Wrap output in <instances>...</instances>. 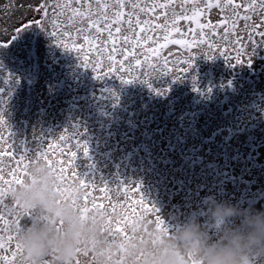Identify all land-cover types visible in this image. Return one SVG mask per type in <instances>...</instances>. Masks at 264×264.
Listing matches in <instances>:
<instances>
[{
	"label": "rangeland",
	"instance_id": "1",
	"mask_svg": "<svg viewBox=\"0 0 264 264\" xmlns=\"http://www.w3.org/2000/svg\"><path fill=\"white\" fill-rule=\"evenodd\" d=\"M43 2L44 0H39V3ZM51 2L57 0H50L49 4ZM126 2H129L126 12L132 11L130 4L133 2L146 8L144 13H139L137 9L142 23L149 20L150 24H164V14L167 13L168 28L146 31L141 37V43L143 44L148 36H151L152 40L143 44V47H134L123 41V35L134 39L130 31L124 30L127 28L125 23L119 36L116 35L115 29H112L117 44L115 52H110L113 47L111 42L104 47V41L108 40L107 31L102 36H94L97 41L95 47L81 38L76 44L83 47L73 49L74 42L69 36H53L52 32L33 24L34 20H47L43 13L37 16L35 10L31 13L27 11L29 5L35 9L37 0H0V45L7 44L6 47H0V116L4 120L3 124H0V152L13 153L11 156H0V168L3 169L0 175L5 179L11 180L10 173L17 167L21 174L23 173V164L17 165L21 155L35 159L40 152H46L49 159L62 162L59 166L65 168L66 176L72 171V167H76L74 163L82 154L94 160L97 157L98 150L95 151V148L99 139L110 136L109 118L112 116L113 106L120 109L127 103L128 109L125 111L129 118L123 120L128 122V128L114 131V138L126 143L130 133L137 128L136 124H131L130 119H135L137 115L143 116L145 103L154 105V102L164 99L161 95L162 89L178 88L180 83L178 91H182L186 90L184 85L189 89L194 81L200 84L205 77L211 79L219 55L225 59L223 66L230 67L231 58L223 54L224 51L219 47L221 42L238 46V39L241 41L248 35L243 26L245 22L239 21L236 29L239 35L233 33L228 40L222 39L224 33L220 21L225 18V13L216 8H205L204 5L209 0H173L168 8L157 9L155 14L148 12L147 7L159 3L167 4L168 0ZM210 2L215 4L216 0ZM235 2L241 3L242 0ZM197 5L202 9V15L195 19L178 20L176 27L180 31H174L171 26L175 20L173 11L176 16H192ZM240 12L244 15L243 9H240ZM24 24L32 26L17 33V28L23 29ZM198 25L210 26L202 29ZM57 27L58 25L55 29ZM136 30L139 31L138 28ZM165 35L169 40H182L185 43H167L164 40ZM13 36L15 39H12ZM22 40L29 43L28 47L21 45ZM166 43V47L158 49V56L147 52L148 48H158ZM64 44L68 45L67 49L63 47ZM47 47L53 48L48 50ZM47 52V57L58 53L55 65L49 64L50 67H64L62 74L56 75L53 80L50 77V67L41 58V54ZM110 55L114 59H109ZM137 60L140 64L136 63ZM128 67L131 68L132 74H120ZM122 78L131 81L124 82ZM199 78L201 80H197ZM225 85L228 89H234L233 82H226ZM132 89L138 91L134 96ZM131 97L133 103L127 101ZM81 107L89 108L90 112L82 116L80 111L76 110ZM113 116L121 118L117 111H114ZM61 136L64 137L63 140L60 139ZM225 138L226 135L223 136V139ZM77 141L80 146H77ZM83 145L87 146V154L83 153ZM114 149H117V146ZM73 152L77 153L75 158L71 155ZM29 159H25L24 164H28ZM87 166L85 159L83 169ZM24 177L21 175L22 179ZM11 208L12 200L5 197L4 203L0 204V213L9 217ZM2 228L3 225H0V229ZM0 235L6 237L7 234L0 231ZM9 247L14 250V241L11 245H5V248ZM4 253V250H0V255ZM7 255L10 256L11 252Z\"/></svg>",
	"mask_w": 264,
	"mask_h": 264
},
{
	"label": "bare ground",
	"instance_id": "2",
	"mask_svg": "<svg viewBox=\"0 0 264 264\" xmlns=\"http://www.w3.org/2000/svg\"><path fill=\"white\" fill-rule=\"evenodd\" d=\"M49 16L52 19L46 20L48 32L65 37L63 33L69 31L72 42L81 40L82 36L65 21H56L54 25L51 11ZM253 22L259 31H264L259 17ZM253 40L258 46L251 56L253 45L248 35L238 46L222 41L219 47L231 58L232 65L224 67L225 59L219 55L211 79L205 77L200 84L191 82V88L184 85L186 90L182 91H178L180 83L178 88L162 89L164 99L154 105L145 103L143 116L130 119L137 128L126 143L116 140L114 131L128 128V122L123 120L128 117L125 111L128 105L120 109L113 106L110 136L99 139L94 160L83 154L77 157L76 167H72L64 186L75 178L73 173L90 185L87 202L83 197L80 200L81 205L87 203L90 209L93 202L105 205L109 212L117 203L129 211L152 209L145 217L151 222L147 223L149 231L155 228L157 215L169 226V231L190 214L198 215L206 223V210L200 201L207 195L242 208H264V37L253 33ZM21 45L28 47L29 43L22 40ZM241 48L245 49L240 53L243 63L236 64ZM48 54H41L43 62L55 65L58 53L47 57ZM248 59L251 63H247ZM63 69L50 67L51 80L62 74ZM130 70L128 67L120 74H132ZM226 82H233L234 89H228ZM131 92L133 96L138 93L136 89ZM127 101L133 103L132 97ZM76 110L82 116L90 112L87 107ZM114 111L121 118H115ZM85 159L88 166L83 169ZM104 188L107 191L100 190ZM206 226L210 233L217 230L207 223ZM80 258L90 260V256ZM252 264H264V258L254 256Z\"/></svg>",
	"mask_w": 264,
	"mask_h": 264
},
{
	"label": "clouds",
	"instance_id": "3",
	"mask_svg": "<svg viewBox=\"0 0 264 264\" xmlns=\"http://www.w3.org/2000/svg\"><path fill=\"white\" fill-rule=\"evenodd\" d=\"M10 199L33 211L16 237L21 247L16 264H43L45 259L73 264L84 250L90 260L81 259V264H190V257L199 264H252L254 256L264 258V208H242L213 195L202 197L200 204L215 232L190 214L168 235L155 228L143 232L148 222L140 219L128 239L108 234V214L102 210L82 213L79 187L62 186L43 159L28 166L23 183L12 186Z\"/></svg>",
	"mask_w": 264,
	"mask_h": 264
},
{
	"label": "snow or ice",
	"instance_id": "4",
	"mask_svg": "<svg viewBox=\"0 0 264 264\" xmlns=\"http://www.w3.org/2000/svg\"><path fill=\"white\" fill-rule=\"evenodd\" d=\"M173 3V0H168V3H159L154 4L151 7H147L148 12H152L155 14V11L157 9H166ZM129 5L127 4L126 0H57V3L50 5L49 0H44V2L41 4L39 3V0H37V4L35 9L31 5L27 8V11L31 13L33 10H35V13L37 16H40L41 13H43V16L47 19H52L51 16H49V12L51 11L52 16L55 17V20H53V24H56V21L63 20L66 22L68 26H71V28L75 29L78 35L82 36V39L85 41V43L89 44L92 47L96 46V39L94 36H102V34L107 31L108 40L104 41V47H107V43L111 42L113 45L110 52H115L116 44H117V38L114 37L112 29H115V33L117 36L122 34V27L126 23L127 28L124 29L125 31H130L132 33V37L130 38L129 35H123V41L125 43H130L134 47L135 46H141L143 47V44H146L149 40H152L151 36H148L144 41L143 44L141 43V37L143 34L146 33L148 30H152L153 28H160L167 30L168 28V20H167V13H165V22L164 24H150L149 20H144L143 23L141 22V17L138 14L144 13L146 11L145 7H142L139 3L133 2L130 4V8L132 11L126 12L125 9ZM207 9L216 8L221 10L225 13V18L220 21V25L223 26V37L222 39L228 40L229 37L235 33L237 36L239 35L238 32H236V29L238 28V22L244 21V28L248 32V40L250 43H252V48L249 56L252 55L253 50L258 46L256 42L253 40V33L256 35H259L261 37H264V31H259V27L255 22L248 23L249 21H254L256 17H259L261 20V26H264V0H242L241 3H236L235 0H216L215 4L212 2H207L204 5ZM138 9V12H137ZM240 9H243L244 15H241ZM172 15L175 17V20L172 21V29L176 32H179L180 29L176 27V22L180 19H195L196 17L202 15V9L197 5L193 9L192 16H176L175 11H173ZM33 24L39 25L43 29H47V22L46 20H34ZM32 25L24 24V28H17V33L20 31L30 27ZM145 26H148L147 28ZM200 28H206L210 25H198ZM230 26V27H229ZM139 29L137 31L136 29ZM231 28V31H230ZM51 35L55 36L56 33H52ZM65 36H71V33L69 31H65L63 33ZM16 36V35H15ZM15 36L12 37V39H15ZM164 40L167 43H174V44H184L185 41L182 40H169L168 36H164ZM237 42H241L238 41ZM10 43V42H9ZM166 44L159 45L158 48H148L147 52L151 53L153 56L159 55V48H163L167 46ZM7 44L0 45V47H6ZM63 47L65 49L68 48L67 44H64ZM82 45L74 43L72 45L73 49L76 48H82ZM191 47V45H189ZM245 49L241 48L238 49V55L236 57V64H242L243 61L240 59V53L244 52ZM131 55H134V53H131ZM109 59H114L111 55L109 56ZM147 59V57H146ZM210 59V58H209ZM137 64H140V61H136ZM247 63H251V61L248 59ZM87 66V65H85ZM186 72L187 69H184ZM99 78V77H96ZM122 81L124 82H130L131 80H124L122 78ZM4 120L3 117L0 116V124H3ZM61 140L64 139L63 136L60 138ZM77 146H80L79 142L77 141ZM11 147V146H9ZM83 153L87 154V146L83 145ZM11 156L13 153L11 152H0V156ZM72 157L75 158L77 153L73 152ZM25 159H29L26 155H21L19 157V160L17 161V165L23 164V173L21 174L19 167L16 169H13V171L10 173L12 176L11 180L5 179L3 175H0V204L4 203L5 197H10V190L13 185L21 184L23 183V179L21 178V175L25 176L27 175V168L31 163H34L36 159H43L48 166L57 174L58 181L61 185L65 184L69 177L65 175V168L62 166H59L62 162H57L55 159H49L48 154L46 152H40L35 159H29L28 164H24ZM2 163V161H0ZM69 164L71 165V161H69ZM3 169L0 168V172H2ZM74 179H72L71 183H68L67 185H77L80 189V199L81 197L84 198L85 202H87V198L90 195L89 192H87V188L90 187V185L85 184L83 180H80L79 177L76 176L75 173H73ZM3 185H6L7 187H4ZM60 192H65L66 189L63 187H60L57 189ZM101 191H107L106 188L100 189ZM107 199H110V197H106ZM73 205H77V201H72ZM81 204V203H80ZM141 205H143V200L141 201ZM153 207H155L153 205ZM91 209H100L106 214H108V220H107V229L106 231L111 236L112 234H118L121 238L128 239L131 238L135 230L133 228V225L136 221L140 219H144L146 215L152 211V209L147 207H142L140 211H137L136 209H131L129 211L128 208H126L123 204L117 203L112 205L111 211L109 212L105 205L103 204H96L95 202L92 203ZM81 212L86 213L90 208L87 207V203L83 207H81ZM10 216L5 217L2 213H0V225H3V228L0 229L3 233H6L5 235H0V250H4L5 252H11V256L9 255H0V261L3 262V264H16L17 257L21 252L20 244L17 242V234L23 229L24 225L28 223V221L31 219L33 215V211L29 209L23 208L18 203L12 201V208L9 209ZM62 224V221L60 222ZM148 223H151L150 221ZM139 225H137V228ZM155 229L159 232H161L164 235L169 234V226L165 223L163 219L160 218V216H156L155 218ZM148 227L147 224L143 226V232L147 233ZM15 241V248L14 250L9 247L5 248V245H11L12 242ZM80 257H89V252L87 250H84L82 252H78V255L76 258H74L73 264H81V258ZM190 264H199V261H196L194 259L189 258ZM43 264H48L47 259L43 261Z\"/></svg>",
	"mask_w": 264,
	"mask_h": 264
}]
</instances>
